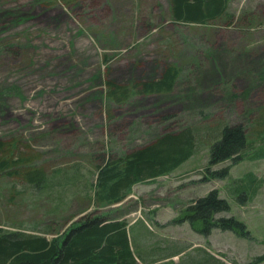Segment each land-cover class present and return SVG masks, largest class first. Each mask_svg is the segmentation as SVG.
<instances>
[{
    "label": "rangeland",
    "instance_id": "obj_1",
    "mask_svg": "<svg viewBox=\"0 0 264 264\" xmlns=\"http://www.w3.org/2000/svg\"><path fill=\"white\" fill-rule=\"evenodd\" d=\"M171 67L173 91L141 92ZM108 81L137 88L112 103ZM263 117L264 0H230L206 24L175 21L170 0H0V142L32 159L21 168L46 175V187H36L0 173L6 233L63 238L83 215L102 212L129 223L139 264L208 256L211 264H264V158L251 157L264 147ZM235 124L248 128L247 155L210 165L213 145ZM199 127L195 155L176 170L137 183L120 203L94 205L103 157ZM225 168L228 176L215 174ZM213 190L230 206L215 218L243 229L204 234L175 224Z\"/></svg>",
    "mask_w": 264,
    "mask_h": 264
},
{
    "label": "trees",
    "instance_id": "obj_2",
    "mask_svg": "<svg viewBox=\"0 0 264 264\" xmlns=\"http://www.w3.org/2000/svg\"><path fill=\"white\" fill-rule=\"evenodd\" d=\"M230 0H170L172 16L177 22L206 24L218 21L227 11ZM178 72L174 68L165 70L158 80L148 81L141 86L143 94L171 92L175 87ZM107 101L123 103L130 100L133 89L113 81L106 82ZM165 116V121H170ZM111 120V118H110ZM264 123V117L262 119ZM200 127L182 129L179 132L165 133L154 142L137 149L127 156L103 157L98 166L95 184L94 205L108 207L125 200L132 187L140 182L169 174L188 161L197 151ZM249 131L243 124L225 127L222 137L211 149L210 165L226 160L234 162L247 155ZM15 144L0 142V173L7 171L9 176L23 179L29 185L44 187L46 175L41 168H21L32 165V159L15 156ZM251 157L264 158V147ZM209 170V169H208ZM229 169L216 171L222 177L228 176ZM241 183V182H239ZM46 187V186H45ZM230 206L219 193L211 191L194 202L186 210L185 216L174 220L175 224L189 221L196 231L210 233V228L241 230L242 224L234 218H220L218 213L226 212ZM96 211V209H95ZM93 212L83 215L77 225L63 238L49 239L44 235L15 231L6 233L0 229V264H139L131 247L127 221L113 220L109 215ZM171 255V256H175ZM208 256L198 264H211Z\"/></svg>",
    "mask_w": 264,
    "mask_h": 264
},
{
    "label": "bare ground",
    "instance_id": "obj_3",
    "mask_svg": "<svg viewBox=\"0 0 264 264\" xmlns=\"http://www.w3.org/2000/svg\"><path fill=\"white\" fill-rule=\"evenodd\" d=\"M26 5V4H25ZM131 234V233H130Z\"/></svg>",
    "mask_w": 264,
    "mask_h": 264
}]
</instances>
